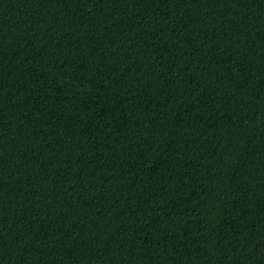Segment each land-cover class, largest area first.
<instances>
[{
    "label": "trees",
    "instance_id": "1",
    "mask_svg": "<svg viewBox=\"0 0 264 264\" xmlns=\"http://www.w3.org/2000/svg\"><path fill=\"white\" fill-rule=\"evenodd\" d=\"M0 264H264V0H0Z\"/></svg>",
    "mask_w": 264,
    "mask_h": 264
}]
</instances>
